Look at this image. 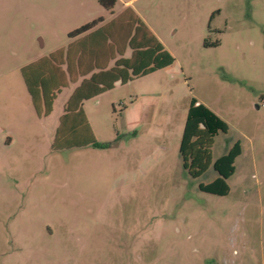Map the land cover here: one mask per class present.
Here are the masks:
<instances>
[{"label": "rangeland", "instance_id": "1", "mask_svg": "<svg viewBox=\"0 0 264 264\" xmlns=\"http://www.w3.org/2000/svg\"><path fill=\"white\" fill-rule=\"evenodd\" d=\"M126 1L0 0V264H264V0ZM131 12L175 62L85 101L55 137L74 86L37 117L21 69L43 60L50 80L70 32L117 18L123 39ZM191 99L228 128L212 163L240 145L225 196L199 189L212 166L182 167ZM66 125L100 147L68 148Z\"/></svg>", "mask_w": 264, "mask_h": 264}, {"label": "trees", "instance_id": "2", "mask_svg": "<svg viewBox=\"0 0 264 264\" xmlns=\"http://www.w3.org/2000/svg\"><path fill=\"white\" fill-rule=\"evenodd\" d=\"M98 2L105 9L112 10L117 0ZM127 20L125 24L131 25V28L123 39L119 38L123 25L117 18L107 24H101L102 19H98L70 32L68 45L44 61L50 70L55 71L48 75V81L43 60L21 69L24 85L38 117L51 113L55 92L60 87L74 86L63 105V115L55 137L59 135L65 119L71 115L74 118L81 115L85 101L98 97L116 85L168 68L175 62L174 57L133 13ZM56 71L61 77H66L61 84L55 80L58 77ZM75 129V126L71 128L73 131ZM227 129L226 123L215 113L191 99L179 144L182 167L189 177L197 179L212 166L217 178L207 185L200 184L199 189L219 196L228 194L225 180L234 173L235 159L241 154L240 145L236 142L226 154L211 162L213 138L218 132L226 133ZM88 145L100 147L91 138L88 142L68 148ZM112 146L114 142L103 147Z\"/></svg>", "mask_w": 264, "mask_h": 264}, {"label": "crops", "instance_id": "3", "mask_svg": "<svg viewBox=\"0 0 264 264\" xmlns=\"http://www.w3.org/2000/svg\"><path fill=\"white\" fill-rule=\"evenodd\" d=\"M131 2V0H128V1H126V3L125 4H127V3H130ZM34 110V109H33ZM82 113V112H81ZM36 114V113H35ZM63 115V114H62ZM73 118H74V116L73 115H71ZM70 116V118H72ZM38 117V116H37ZM61 118V117H60ZM66 122V121H65ZM84 123V122H83ZM64 126H65V123H64ZM74 127V125L73 126H71V128H73ZM75 127H76V125H75ZM69 126H67L66 125V131H68V130H70L71 129ZM77 128V127H76ZM70 135L72 136V138L70 137ZM61 137H62V140L63 141H65V140H67L68 141V146H75V145H78V144H83L85 141V139H84V137H80V134L79 133H77L76 132V134H70L69 133V131L68 132H64L63 134H61ZM66 142V141H65ZM85 147V146H84ZM74 148V147H73ZM217 178V177H216ZM215 178V179H216Z\"/></svg>", "mask_w": 264, "mask_h": 264}]
</instances>
